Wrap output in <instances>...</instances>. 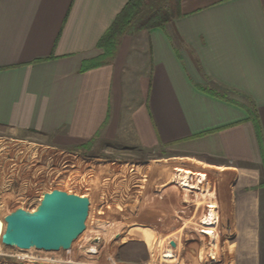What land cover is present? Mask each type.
Masks as SVG:
<instances>
[{
  "label": "crops",
  "instance_id": "obj_1",
  "mask_svg": "<svg viewBox=\"0 0 264 264\" xmlns=\"http://www.w3.org/2000/svg\"><path fill=\"white\" fill-rule=\"evenodd\" d=\"M129 1L0 0V128L167 153L181 186L146 205L166 264H264V0H183L181 18L85 71Z\"/></svg>",
  "mask_w": 264,
  "mask_h": 264
},
{
  "label": "rangeland",
  "instance_id": "obj_2",
  "mask_svg": "<svg viewBox=\"0 0 264 264\" xmlns=\"http://www.w3.org/2000/svg\"><path fill=\"white\" fill-rule=\"evenodd\" d=\"M162 2L151 3L145 16ZM139 22L121 39L117 56L124 41L145 32L137 30ZM167 155L161 150L141 152L97 140L62 147L33 133L0 128V218L4 234L12 231L15 219L37 216L48 194L64 192L89 200L85 228L68 248L46 251L32 246L22 250L0 243V264H48L47 259L56 261L53 264L168 263L166 250L170 245L164 237L165 228L146 208L147 201L160 204L166 185L181 186V171L168 170ZM143 239L151 257L135 245ZM180 242L184 247V241ZM228 262L234 264V256L225 260L217 255L213 264Z\"/></svg>",
  "mask_w": 264,
  "mask_h": 264
},
{
  "label": "water",
  "instance_id": "obj_3",
  "mask_svg": "<svg viewBox=\"0 0 264 264\" xmlns=\"http://www.w3.org/2000/svg\"><path fill=\"white\" fill-rule=\"evenodd\" d=\"M89 200L64 192L45 196L37 216L30 219H15L12 231L4 234L0 218V243L15 245L22 250L32 246L46 251L68 248L85 228ZM175 246V243H172Z\"/></svg>",
  "mask_w": 264,
  "mask_h": 264
},
{
  "label": "trees",
  "instance_id": "obj_4",
  "mask_svg": "<svg viewBox=\"0 0 264 264\" xmlns=\"http://www.w3.org/2000/svg\"><path fill=\"white\" fill-rule=\"evenodd\" d=\"M155 1L130 0L99 41L97 48L103 52L102 55L98 59L88 63L84 70L111 64L117 57L121 39L137 21L140 20L137 30L149 31L155 28L164 29L166 25L182 17L181 5L183 0H163L161 6L155 8L150 14L145 16V13L151 6L150 4ZM246 110L262 142V127L255 105L251 104Z\"/></svg>",
  "mask_w": 264,
  "mask_h": 264
},
{
  "label": "bare ground",
  "instance_id": "obj_5",
  "mask_svg": "<svg viewBox=\"0 0 264 264\" xmlns=\"http://www.w3.org/2000/svg\"><path fill=\"white\" fill-rule=\"evenodd\" d=\"M143 221H144V219H143ZM146 222V221H145ZM149 236V235H148Z\"/></svg>",
  "mask_w": 264,
  "mask_h": 264
}]
</instances>
